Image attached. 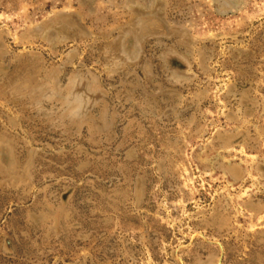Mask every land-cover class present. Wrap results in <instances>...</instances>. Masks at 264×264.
I'll return each mask as SVG.
<instances>
[{"label": "rangeland", "instance_id": "374dc122", "mask_svg": "<svg viewBox=\"0 0 264 264\" xmlns=\"http://www.w3.org/2000/svg\"><path fill=\"white\" fill-rule=\"evenodd\" d=\"M0 264H264V0H0Z\"/></svg>", "mask_w": 264, "mask_h": 264}]
</instances>
